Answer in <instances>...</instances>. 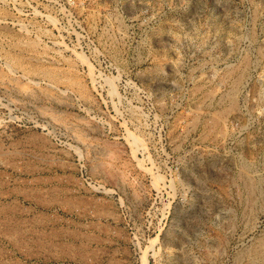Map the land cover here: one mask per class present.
<instances>
[{
	"label": "rangeland",
	"instance_id": "obj_1",
	"mask_svg": "<svg viewBox=\"0 0 264 264\" xmlns=\"http://www.w3.org/2000/svg\"><path fill=\"white\" fill-rule=\"evenodd\" d=\"M0 25V264H264V0Z\"/></svg>",
	"mask_w": 264,
	"mask_h": 264
},
{
	"label": "bare ground",
	"instance_id": "obj_2",
	"mask_svg": "<svg viewBox=\"0 0 264 264\" xmlns=\"http://www.w3.org/2000/svg\"><path fill=\"white\" fill-rule=\"evenodd\" d=\"M4 28H5L4 26L0 25V39L3 38V30H4ZM31 208H32V207H31ZM26 209H27V208H26ZM26 209H25V210H26ZM20 212H22L21 209H20ZM23 212H24L25 214H27V215H31V213H32V211L29 210V209L26 210V211H23ZM27 215H26V216H27ZM22 216H23V215H22ZM24 216H25V215H24ZM36 222H37V221H36ZM24 248H25V247H24Z\"/></svg>",
	"mask_w": 264,
	"mask_h": 264
}]
</instances>
